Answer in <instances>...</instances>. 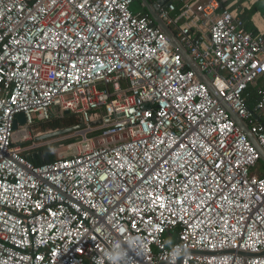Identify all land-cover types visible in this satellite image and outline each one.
Returning <instances> with one entry per match:
<instances>
[{
  "label": "built area",
  "instance_id": "built-area-1",
  "mask_svg": "<svg viewBox=\"0 0 264 264\" xmlns=\"http://www.w3.org/2000/svg\"><path fill=\"white\" fill-rule=\"evenodd\" d=\"M133 1L0 0V264H264L259 154ZM148 1L264 149L257 0Z\"/></svg>",
  "mask_w": 264,
  "mask_h": 264
},
{
  "label": "water",
  "instance_id": "water-1",
  "mask_svg": "<svg viewBox=\"0 0 264 264\" xmlns=\"http://www.w3.org/2000/svg\"><path fill=\"white\" fill-rule=\"evenodd\" d=\"M139 2L141 4V6L143 7V9L152 18V20L154 21L156 26L164 33V35L166 36L167 40L172 45V47L175 49V51L183 56V60H184V63L186 64V66L189 69H191L197 75L198 79L207 86V88L210 91V93L216 99H218L221 102V105L229 113V115H230L231 119L234 121V123L240 128L241 131H243V133H245V135L247 136L249 141L252 143V145L257 150V152L259 154V157H260V162L264 164V149L259 145V143L257 142V140L254 137V135L250 132L246 122L244 120H242L228 106V104L220 98V96L217 94L213 84L209 80L208 76H206L201 71V69L198 66L197 62L190 57V55L188 54L186 48L180 43V41L176 37L175 33L171 29V27L169 25H167L166 22L159 16V8H157V6L155 4L150 3L148 0H139ZM168 2H170V0H157V3L160 4V6L162 8H165L168 5ZM147 106L148 105H146V107ZM17 119H18L19 122H21L22 119H23V115L19 114L17 116ZM98 123H100V122L99 121L98 122H94L93 124H98ZM82 128H83L82 124H77L75 126L68 127V128L56 129V130L45 132L44 134L38 136L36 139L37 140L45 139V138L52 137V136L57 135V134L69 132V131H72V130L77 131V130L82 129ZM48 161H49V159L45 160V162H48Z\"/></svg>",
  "mask_w": 264,
  "mask_h": 264
},
{
  "label": "trees",
  "instance_id": "trees-1",
  "mask_svg": "<svg viewBox=\"0 0 264 264\" xmlns=\"http://www.w3.org/2000/svg\"><path fill=\"white\" fill-rule=\"evenodd\" d=\"M144 12H146V11H144ZM249 92H250V97H249V103L248 104L250 107H252V104L255 100V91L253 89H251ZM75 125H77V123H75L73 121V118L69 115H66L65 117H63L60 120H51L49 122L43 123V124H41L40 127L42 128L41 131H47V130L50 131V130H56V129H61V128H68V127H72ZM72 142H74V138H68V139L62 140L61 142L59 141V142L41 147L39 150L40 155H36L33 158L34 163L40 164V163L45 162L46 159H49V161H53L55 159V154L53 153V150L60 143L71 144ZM42 154H43V156H42Z\"/></svg>",
  "mask_w": 264,
  "mask_h": 264
},
{
  "label": "rangeland",
  "instance_id": "rangeland-1",
  "mask_svg": "<svg viewBox=\"0 0 264 264\" xmlns=\"http://www.w3.org/2000/svg\"><path fill=\"white\" fill-rule=\"evenodd\" d=\"M131 10L134 11V12L143 11V8H142L139 0H134L133 1L132 5H131ZM73 121L75 122L74 119H73ZM41 124H43V123H41ZM41 124H38L37 126H35V128H33V131L34 132L39 131V130L41 131L42 130V128L40 127ZM42 132H48V130L47 131H42ZM77 136H78V132L75 131V130H72V131H69V132L57 134V135H54L52 137H48V138L40 139V140H41V142H47L46 144H48V143L49 144H53V143H56V142H59V141L61 142L62 140H65V139H68V138H74V140H76L78 138ZM67 149H68V144L60 143L53 150V153L55 154V156H57V154L59 152L66 151ZM263 172H264V164L261 163V162L258 163L257 167L251 169V173H257V174L261 175V174H263Z\"/></svg>",
  "mask_w": 264,
  "mask_h": 264
},
{
  "label": "crops",
  "instance_id": "crops-1",
  "mask_svg": "<svg viewBox=\"0 0 264 264\" xmlns=\"http://www.w3.org/2000/svg\"><path fill=\"white\" fill-rule=\"evenodd\" d=\"M241 3V0H228L225 5L227 6H232L234 4L239 5ZM253 10L247 11L244 15V18L246 19L245 26L248 30H252L254 28V25L249 22V17L251 16L252 13L256 12L259 10L260 12H264V0H257L254 4ZM143 11H145L143 9ZM253 11V12H252Z\"/></svg>",
  "mask_w": 264,
  "mask_h": 264
},
{
  "label": "clouds",
  "instance_id": "clouds-1",
  "mask_svg": "<svg viewBox=\"0 0 264 264\" xmlns=\"http://www.w3.org/2000/svg\"><path fill=\"white\" fill-rule=\"evenodd\" d=\"M180 251H181V250H180L179 248H175V249H174V254H179Z\"/></svg>",
  "mask_w": 264,
  "mask_h": 264
}]
</instances>
